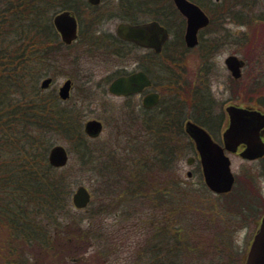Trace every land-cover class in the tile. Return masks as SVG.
I'll use <instances>...</instances> for the list:
<instances>
[{
  "label": "trees",
  "instance_id": "16d2710c",
  "mask_svg": "<svg viewBox=\"0 0 264 264\" xmlns=\"http://www.w3.org/2000/svg\"><path fill=\"white\" fill-rule=\"evenodd\" d=\"M193 1L210 10L212 23L215 18L222 25L226 21L250 24L257 19L264 20L263 16L252 14L253 1L250 0ZM86 5H89L86 0H0V34L8 38L13 30L17 33L16 37L21 38L20 44L14 48L12 42H4L0 47V60H7L0 69L4 73L0 77V224H5L9 230L6 238L8 251L16 253L8 264H24L26 261L21 254L22 249L17 248L22 243L36 245L41 253L50 252L57 256L67 247H82L89 235L101 241V234L96 231L98 226H91L96 217L94 204L86 209H76L72 204L75 183L70 178V167L56 168L49 163V151L57 144L58 135L72 144L70 150L80 158V167H88L97 174L99 189L103 193L100 206L105 211L110 200L126 196L127 210L124 215H128L132 209L128 202L138 198L146 200L147 204L150 201L149 207L156 210L154 214L159 209L173 223L171 226L150 227L154 230L151 233L153 247L147 264H187L184 260L190 257L191 242L185 239V229L174 225L180 213L177 209L179 197L182 198L184 192L179 188V182L169 181L168 178L176 157L174 144L168 139L156 142L155 151L159 152L154 157L145 155L136 158L133 156L134 149L124 152L125 159L108 153L99 164L101 156L91 149L89 138L84 133L83 118L88 108L83 103L67 104L56 92L39 87V79L43 75L40 69L48 63V58L59 54L52 45H56L59 51L65 47L54 29L52 16L63 9L78 13L79 8ZM114 13L119 19L128 21L157 19L173 35L179 33L174 24L178 20L180 23L183 21L172 0H118V11ZM6 18L13 20L6 25ZM102 19L95 22L101 23ZM91 22L94 23V19ZM224 30H219L221 33L215 36V41L203 44L209 45L206 49L208 53L217 49L220 42L224 44L228 36ZM105 36L109 37V43L88 44L89 53L99 51L108 56H124L126 44L114 35ZM179 44L181 51L170 40L162 54H154L158 59L165 57L162 68L168 71L167 82L173 87L168 95L172 97L168 102L164 100L162 112L154 115L153 121L143 124L151 130L159 126L157 132L170 130V139H173L170 133L175 126L181 127V123H172L170 118L183 104L179 97L181 92L192 95L194 92L189 90L188 83L185 89L178 83L174 68L183 60V52L188 50L183 40ZM26 52L30 53L27 57ZM157 73L162 74V71ZM185 100L192 103L187 117L195 119L198 108L209 112L206 102H201L202 106H199L192 98L186 97ZM167 116L170 122L165 120ZM119 184L124 187L119 189L117 197H112L113 188ZM87 213L91 214L90 221L86 220ZM106 239H110L109 234H106ZM111 244L113 242L108 241V253L113 252L108 250ZM96 251L95 264H110L104 258L103 248L98 247ZM78 258L81 264L92 262L86 252Z\"/></svg>",
  "mask_w": 264,
  "mask_h": 264
},
{
  "label": "rangeland",
  "instance_id": "374dc122",
  "mask_svg": "<svg viewBox=\"0 0 264 264\" xmlns=\"http://www.w3.org/2000/svg\"><path fill=\"white\" fill-rule=\"evenodd\" d=\"M250 1H253L252 14L255 17H264V0ZM102 7L105 9L101 21L103 22L102 28L115 33L116 26L120 21L114 13V11H118V0H103ZM215 19L217 20V18ZM5 20L7 25L13 19L6 18ZM224 28L226 30L223 32L228 35L227 43L220 42L217 49L210 52L211 55L208 57L203 56L201 47L188 49L183 52V60L181 59L174 68L176 74L185 75V79L188 81L187 87L192 92L194 91L192 86L197 84L195 75L210 71L208 81L216 100L217 112L221 110L223 103L235 100L231 97V76L224 62L226 57L236 54L244 58L247 61V66L244 69L245 75H255L264 71V20L257 19L250 24L243 25L234 21H226ZM8 35L7 38L0 34V47L4 42L5 44L14 43L12 48L20 44L21 38L20 36L16 37L15 31L12 30ZM206 35H210L209 32H206ZM31 36L32 33L29 37ZM176 36L183 37V33L172 35L173 42H175ZM212 36L214 37V35ZM52 47L59 54L48 58V63L40 69L43 70L41 78L46 75L53 76L54 83L51 91L56 94L64 80L72 78L75 87L70 101L66 103L70 105L89 103L87 107L89 111L83 121L88 118L102 119L103 132L97 138H89L91 149L97 156H101L99 164L108 153L118 159H125L124 152L134 149L133 156H137L136 158L145 157V155L154 157L159 152V150L155 151L156 142L168 139L174 144L176 157L174 168L171 174H168V178L169 181L179 182V188L184 192L183 197H179L177 209L180 213L176 218L177 223L174 225L184 228V232L187 233L185 239L191 242L190 257L184 260L185 263L244 264L253 237L260 225L261 216L264 214V208L250 214L249 212L252 211L246 208L249 206L240 203V198L237 195L211 192L206 187L204 178L198 171V166L187 163V158L194 155V145L187 134L179 135L177 132L179 127L175 126L176 128L170 133L173 135V139H170L168 136L170 130L157 132L156 129L160 128L157 126L151 132L141 123L139 111L141 96L137 95L127 99L102 92L103 86H108L109 82H105L108 76L120 68H132L134 62L142 55H135L124 61L115 56L105 57L100 55L102 53L99 51L89 53L88 44L82 43V40L65 46L60 51L56 45H52ZM26 53V57L30 55L29 52ZM6 62V59L0 60V69ZM3 69L5 70V68ZM3 74L0 71V77ZM41 78L38 84H40ZM89 88L90 90L87 91ZM181 93L187 95L189 99L190 95L192 96L190 92L189 94L185 91ZM167 97L169 98V96ZM184 104L186 111H189L192 104L190 100ZM57 144H61L69 150L67 167H70V178L75 183L73 192L79 185H85L92 192L93 202L90 207L94 204V215L97 219L94 217L91 226H98L96 231L101 234L102 238L101 241H96L89 235L87 242L82 247L78 249L67 247L63 253H58L57 256L50 252L41 253L36 245L27 246L18 243L15 246L19 245L17 248L22 249L21 254L26 260L24 264H81L78 257L84 252L92 259V262L89 259L90 264H95L98 247L105 250L104 258L110 264H147L153 247L151 233L153 234L154 230L150 227H162L164 224L171 226L173 223L167 216L165 218V214L159 209L154 214L156 210L153 211L149 207L150 201L147 204L146 200L138 198L128 202L132 207L128 215H124L127 210L126 196H121L118 200H110L108 210L105 211L104 207L100 206L103 193L99 189L97 174L88 170V167H80V158L76 153L71 152L72 144L65 140V137L58 135ZM247 166L248 164L245 167L242 165V169L237 168V170L243 171ZM188 171L192 172L191 176L188 175ZM123 187L121 184L116 185L112 190V197H117L119 189ZM114 189L116 190L114 191ZM262 191L264 193V189ZM87 215L86 220L90 221L91 214L87 213ZM8 234L7 226L0 224V264H8L9 259L16 255V253L8 251L9 245L6 239ZM106 234L110 235V239H106ZM108 241L113 242L108 248L113 252L108 253L106 250Z\"/></svg>",
  "mask_w": 264,
  "mask_h": 264
},
{
  "label": "flooded vegetation",
  "instance_id": "af4514ba",
  "mask_svg": "<svg viewBox=\"0 0 264 264\" xmlns=\"http://www.w3.org/2000/svg\"><path fill=\"white\" fill-rule=\"evenodd\" d=\"M172 1L174 3V0ZM87 2L89 5L79 8L78 13H75L74 11L69 9H63L56 12L52 16L53 26L56 33L58 34L60 41L67 46H70L79 40H82V43L84 44H93V43L105 44V43H109V37H106L105 35L111 34V36L114 35L115 38L119 39L127 46L125 55L121 57L122 61L127 60V58H130L132 56L141 54L142 55L141 58H139L137 61L134 62V66L132 68L130 69L126 67L120 68L114 74L108 76L105 80V82H109L108 86L104 85L102 88V92H107L110 95L124 97L127 99H131L133 96H137V95L141 96L142 99L139 108L141 123L144 124L145 121H148V123L150 121H153V116L158 115L162 112L163 107L165 106V105L163 106L164 100L166 99L169 101V99H171L172 96L168 95V92H170V90L173 88L170 87L167 82L169 79L168 71L162 68L163 67L162 59H164L165 57L162 56V59H158L157 57L156 58L154 57V54L160 55L163 53L165 45L168 41L171 40V36L173 35V33L165 24H163L157 19L145 18L139 21H128V20L119 19L120 20L119 23L120 22L141 23V22L156 20L168 30L169 37L166 40V42L163 44L161 51H157L153 47L142 46L134 41H130L120 37L116 31L115 33L108 32L107 30L102 28L103 22L101 23H97L98 21L95 22L96 19L103 18V15L105 13V9L102 7L103 0H100L98 4H93L89 0H87ZM198 5L205 11V13L209 16L210 19L209 23L206 26L199 29L198 43L193 47H190L186 44L185 33L187 27V17L181 14V16L183 17L182 23H180V20H178L174 24V27L179 32H181L182 30L183 37L176 36L174 44L177 45L178 50L181 51L182 47L180 48L179 43L181 42V40H183L186 49L201 47L203 49V56L208 57L211 55L210 52L212 51L208 53L206 49H208L207 46L209 45L204 46L203 44L207 41L208 42L215 41V36L220 34L221 31L219 30L221 28H224V25H222V23L218 22L217 20H214V22L212 23L210 10L201 6L199 3ZM63 11H69L71 14L75 15L78 23L77 37L71 44L66 43L63 40L60 31L57 29V27L54 24L55 15ZM93 19H94V23L91 22ZM213 26L216 27V30L215 27ZM206 32H209L210 35H206ZM212 35H214V37ZM226 40L227 37L224 43H227ZM100 55L108 57V55H104V54H100ZM231 55L237 56L242 61L241 74L238 77H236L233 74L232 70L228 67L226 63V59ZM231 55L226 57L224 62L231 76L230 78L231 97L235 100H230L223 103L224 105H222L221 110L217 112L216 100L215 97L213 96L211 84L208 81V78L210 77L209 74L210 71L208 70L205 74L195 75V80L197 84L192 86L194 92L192 96L190 95V98H192V100H195L197 105L200 104L199 106H202L201 102H206L210 107L209 112H203L202 110H200V108H198L195 114L196 115L195 119L187 117L186 116L187 112H190L191 108L189 111H186V106L184 103L186 102L185 99L187 95L181 93V96L179 97L181 100H183V104L179 106V110H178L179 112L177 111L178 114L175 111L173 113V117L170 118L173 119L172 123H176V122H179V124L181 123V127L179 126V128L177 129L179 135L186 134L187 122L191 121L196 125H198L199 127L203 128L211 136V139L214 141V143H216L217 146L221 148L222 152L229 158L230 161L231 171L234 175V183L229 193H233L237 195V197L240 198L239 201L240 203L243 204L245 203L246 206H249L246 208L252 211L249 212L251 214L259 209L264 208V193L262 191V189H264V71L263 73L259 72L258 74L255 75L254 74L245 75L244 69L247 66V61L236 54H231ZM140 71L144 72L151 80V83L143 87L141 91L133 92L128 95L126 94L117 95L110 91V85L116 78L121 76H128ZM160 71H162V74L157 73ZM49 77L52 78L49 87L43 88L42 81L45 78H49ZM69 79L71 80L69 98L63 100L59 97L62 101L65 102L70 101L72 97V91L75 87V82L72 78H66L63 84ZM40 81L41 82L39 84V87L42 90H51L52 85L54 83V78L53 76L46 75L43 78H41ZM100 83L101 81L99 82V84ZM178 83L181 87L185 89L186 84L188 83L187 79H185V75L183 74L178 75ZM62 85H60V87ZM60 87L58 89V92L60 90ZM88 90H90V88L87 89V91ZM150 93H158L159 101L157 104L153 106H146L144 103V99ZM167 96H169V98ZM88 104H84L86 108L88 107ZM229 106H234L240 109H246L247 112L250 114L246 115L242 119H239L233 115V111L228 110ZM88 111L85 112L84 118L87 116L86 114ZM166 119H168V122H170L168 116L165 118V120ZM89 120H98L102 123V130L100 132L101 134L104 130V123L102 119L88 118L85 121H83L84 125ZM235 123H238L240 126L235 127ZM148 129L152 132L151 128ZM238 131L242 132L243 136L240 138L241 140L238 139L239 141H236L237 137L234 138V135H236ZM228 132H230L231 134L227 137L226 134ZM86 136L88 135L86 134ZM92 137L97 138L98 136H92ZM192 139L194 141L193 156L195 159L192 165L198 166V171L201 172L204 178L201 153L193 137ZM245 164L246 165L248 164V166L245 169H243V171L237 170V168H241L242 165L245 167L246 166ZM189 173L191 175V171H189L188 174ZM204 183L206 184L205 178H204ZM263 217L264 214L261 216L260 224L262 222Z\"/></svg>",
  "mask_w": 264,
  "mask_h": 264
},
{
  "label": "water",
  "instance_id": "95a60500",
  "mask_svg": "<svg viewBox=\"0 0 264 264\" xmlns=\"http://www.w3.org/2000/svg\"><path fill=\"white\" fill-rule=\"evenodd\" d=\"M93 4H98L100 0H89ZM179 11L187 17V27L185 33L186 44L190 47L198 43L199 29L206 26L210 19L205 11L191 0H174ZM54 24L60 31L63 40L66 43H72L77 37L78 23L75 15L69 11H63L55 15ZM117 34L127 40L134 41L145 47H153L157 51H161L163 44L169 37L168 30L158 21L152 20L141 23L120 22L116 28ZM228 67L233 74L238 77L241 74L242 61L235 55H231L226 59ZM52 78H45L42 81V87H49ZM151 80L142 71L136 72L128 76L116 78L110 85V91L117 95H128L138 92L143 87L149 85ZM71 80H67L59 90L62 99H68L70 96ZM159 101L158 93H150L145 99L146 106H153ZM228 110L233 111V115L239 119L250 114L246 109L229 106ZM255 114V113H254ZM240 126L235 123V127ZM102 130V123L98 120H89L85 123V131L90 136H98ZM187 132L194 138L195 143L201 153L203 164V172L206 183L213 191L229 192L234 183V175L231 171L229 158L222 152L221 148L211 139V136L195 123L187 122ZM231 133L228 132L227 137ZM243 133L238 131L234 138L236 141L241 140ZM239 139V140H238ZM261 148V147H260ZM263 150V148H262ZM69 156L66 148L60 144L54 146L49 154L50 163L56 167L65 166ZM194 157L187 159L189 164L194 162ZM190 175V173H189ZM91 201V193L84 185L77 187L73 194V203L77 208H85ZM245 264H264V217L260 229L256 233L250 250L247 255Z\"/></svg>",
  "mask_w": 264,
  "mask_h": 264
}]
</instances>
